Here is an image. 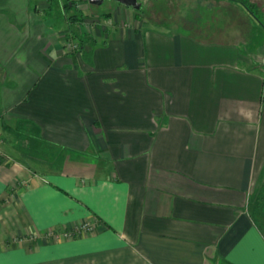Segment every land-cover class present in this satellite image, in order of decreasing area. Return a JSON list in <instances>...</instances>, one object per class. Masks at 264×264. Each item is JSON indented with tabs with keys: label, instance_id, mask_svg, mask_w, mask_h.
<instances>
[{
	"label": "crops",
	"instance_id": "1",
	"mask_svg": "<svg viewBox=\"0 0 264 264\" xmlns=\"http://www.w3.org/2000/svg\"><path fill=\"white\" fill-rule=\"evenodd\" d=\"M218 1L246 26L0 0V264H264V37Z\"/></svg>",
	"mask_w": 264,
	"mask_h": 264
},
{
	"label": "rangeland",
	"instance_id": "2",
	"mask_svg": "<svg viewBox=\"0 0 264 264\" xmlns=\"http://www.w3.org/2000/svg\"><path fill=\"white\" fill-rule=\"evenodd\" d=\"M141 3L140 10H134L136 19L140 22H145L147 25H160L163 28H168L171 31H189V26L202 24L203 21L211 24L218 23V27L231 29L238 26L244 28L245 18H241L236 12V8H232L227 4L218 0H137ZM241 1L251 13L249 22L254 23V27L258 28L262 37H264V16L260 10L254 6L259 4L257 0H238ZM107 3V4H106ZM241 3V4H242ZM115 6L114 0H105V4L99 6L100 11L107 10L106 7ZM74 9L69 10V14H73ZM133 13V12H131ZM225 15V18L222 17ZM98 17V16H97ZM248 17V16H247ZM256 23V24H255ZM254 30V29H253ZM256 31V30H255ZM257 36V34H256ZM258 179L255 190L261 188L264 184V173ZM220 264V263H219Z\"/></svg>",
	"mask_w": 264,
	"mask_h": 264
},
{
	"label": "trees",
	"instance_id": "3",
	"mask_svg": "<svg viewBox=\"0 0 264 264\" xmlns=\"http://www.w3.org/2000/svg\"><path fill=\"white\" fill-rule=\"evenodd\" d=\"M70 2L73 3V0H66L65 2L66 8L70 6L69 5ZM140 9L141 8H139L138 10ZM96 14L104 15L105 13L99 12ZM72 16H76V15L74 14ZM67 39H70V38L67 37ZM76 43L78 44V49L75 51H70V52L80 51L84 55L88 56L91 50V46H92V37H90L89 35H81L77 39ZM263 173H264V169H263ZM262 176L263 175L261 174L260 177ZM248 212H249L251 219L254 221L259 231L261 232V234L264 236V184L261 186V188H258L252 193L251 199L249 200V204H248ZM221 264H227V263H221Z\"/></svg>",
	"mask_w": 264,
	"mask_h": 264
},
{
	"label": "built area",
	"instance_id": "4",
	"mask_svg": "<svg viewBox=\"0 0 264 264\" xmlns=\"http://www.w3.org/2000/svg\"><path fill=\"white\" fill-rule=\"evenodd\" d=\"M65 47L68 51H75L78 49V44L73 42L71 39H66L65 41ZM93 230V225L89 222H82L79 225H77L76 227L70 229V230H65L62 233H52L49 232L47 233L49 237H72L73 235H75L76 233L79 232H91ZM36 235H30L29 239H35Z\"/></svg>",
	"mask_w": 264,
	"mask_h": 264
},
{
	"label": "water",
	"instance_id": "5",
	"mask_svg": "<svg viewBox=\"0 0 264 264\" xmlns=\"http://www.w3.org/2000/svg\"><path fill=\"white\" fill-rule=\"evenodd\" d=\"M90 3H93V2H99L100 0H88ZM115 2L123 5L124 7L126 8H129V9H135V10H138L140 7H141V3L138 2L137 0H114ZM264 58V56H263Z\"/></svg>",
	"mask_w": 264,
	"mask_h": 264
},
{
	"label": "flooded vegetation",
	"instance_id": "6",
	"mask_svg": "<svg viewBox=\"0 0 264 264\" xmlns=\"http://www.w3.org/2000/svg\"><path fill=\"white\" fill-rule=\"evenodd\" d=\"M83 1L86 2L88 5H91L92 7H99V6L105 4V0H100L99 2H93V3H90L88 0H83ZM95 1H97V0H95ZM107 7H109V5ZM141 7H142V5H141Z\"/></svg>",
	"mask_w": 264,
	"mask_h": 264
}]
</instances>
